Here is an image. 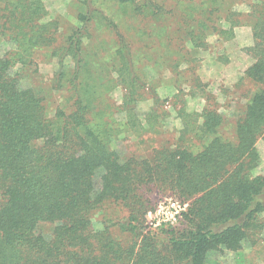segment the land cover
Instances as JSON below:
<instances>
[{
    "label": "trees",
    "instance_id": "1",
    "mask_svg": "<svg viewBox=\"0 0 264 264\" xmlns=\"http://www.w3.org/2000/svg\"><path fill=\"white\" fill-rule=\"evenodd\" d=\"M115 1L168 39V68L188 67L207 106L176 109L183 129L163 137L165 100L154 89L141 117L147 86L126 38L86 44L99 16L111 19L98 0H82L66 35L45 0H0V37L13 45L0 56V264H207L246 248L264 264V0H239L248 11L237 0ZM244 25L253 44L233 85L243 109L228 119L233 92L203 81L198 54ZM53 60L46 77L40 65ZM164 197L181 208L175 222L149 219Z\"/></svg>",
    "mask_w": 264,
    "mask_h": 264
},
{
    "label": "rangeland",
    "instance_id": "2",
    "mask_svg": "<svg viewBox=\"0 0 264 264\" xmlns=\"http://www.w3.org/2000/svg\"><path fill=\"white\" fill-rule=\"evenodd\" d=\"M157 1L172 5V7L180 3V7L178 6L176 9H181V2H183L182 0ZM238 3L239 0H237L235 4L236 9L248 11L247 7ZM45 4L50 15L49 17L55 18V20L58 21L59 32L63 33V35L72 32L74 28L79 25L78 14L83 9L82 0H45ZM95 6L104 10L105 14L110 15L111 19L107 20L106 23L105 20L99 16L94 26V28H96L94 31L97 36L90 41L87 40L86 44H88L91 50L100 51L102 47L108 48L109 46H114V44L116 45L119 34L125 37V41L129 42L132 46V52L135 54L138 62L137 66L139 73H141V77L145 79L147 86L143 90L144 99L138 105L141 117H144L145 114L151 111L153 107L151 95L155 89L162 99L165 100L162 105V110L167 113L162 136H171L175 131H177V135H179L181 129H183V124L182 120L175 115L176 109L185 106L186 111L191 113L194 111L200 112L207 106V102L202 99L201 96L193 97L190 94L192 89L190 80L192 78L191 75H189V70H187L188 67L179 66L175 71L168 68L171 67L166 62L168 48H166L163 43L164 41H168V39H165V37L158 38L155 33L151 34L152 28L150 25L152 22L148 18L141 20L137 19V17L133 16L129 7L125 8L128 11L126 14L120 15L123 12L121 7L124 6L118 5L115 0H98ZM112 23H115V25H112ZM112 26H115V28ZM140 28L146 31L141 32ZM172 29H175V26H172ZM235 33V37L231 40L221 42L217 41L216 35H210V50L198 54L201 59V66L196 68V73L202 75L203 81L213 83V89L226 87L231 89L234 93V95L233 93L230 95L232 98H235V103L229 108L221 109V111L227 115L228 119L235 118L243 109L240 92L235 91L233 85L246 68V58L239 51L253 44L251 27L247 25L238 26L235 28ZM11 49H13V45L7 43L0 37V56ZM107 53H109V51H107ZM219 56L224 59L229 57V59H231L230 62L232 60L234 61L232 63L219 61L217 58ZM43 57L46 59L45 56ZM190 65L191 67L193 66V64ZM56 66L57 60L43 63L40 65V72L46 77H52ZM178 73L180 74L178 75ZM114 74L113 75L117 77L115 72ZM245 89L244 87L243 90ZM52 95L54 98H60L56 91L53 92ZM123 95V87L119 85L114 92L115 100L118 101L119 104L123 101ZM223 98L224 96L220 95V100ZM120 117L122 118L123 115ZM191 136L193 137V135ZM121 144L123 145L122 142ZM258 148L261 154V163L256 172L264 175V140L261 139L258 142ZM175 212L173 201L170 200V198L164 197L160 200L157 211L149 214V219L151 221L157 220L158 222H175L177 220V214H175ZM257 254L258 253H255L252 249L246 248L242 252H237L230 256L215 255L209 259L207 264H259L261 263V258L257 257Z\"/></svg>",
    "mask_w": 264,
    "mask_h": 264
},
{
    "label": "built area",
    "instance_id": "3",
    "mask_svg": "<svg viewBox=\"0 0 264 264\" xmlns=\"http://www.w3.org/2000/svg\"><path fill=\"white\" fill-rule=\"evenodd\" d=\"M173 206H174V208L176 210L175 214L178 213L181 210L180 206L177 203L173 202Z\"/></svg>",
    "mask_w": 264,
    "mask_h": 264
},
{
    "label": "crops",
    "instance_id": "4",
    "mask_svg": "<svg viewBox=\"0 0 264 264\" xmlns=\"http://www.w3.org/2000/svg\"><path fill=\"white\" fill-rule=\"evenodd\" d=\"M251 45V44H250ZM218 58V57H217ZM232 58V57H231ZM234 60H232L231 62H229V63H232Z\"/></svg>",
    "mask_w": 264,
    "mask_h": 264
}]
</instances>
